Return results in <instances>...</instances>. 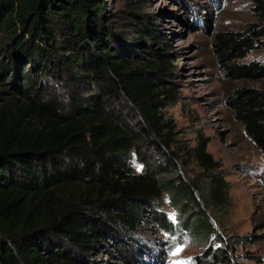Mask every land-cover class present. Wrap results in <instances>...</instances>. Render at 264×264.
Instances as JSON below:
<instances>
[{"label": "trees", "instance_id": "1", "mask_svg": "<svg viewBox=\"0 0 264 264\" xmlns=\"http://www.w3.org/2000/svg\"><path fill=\"white\" fill-rule=\"evenodd\" d=\"M255 2L264 19V4ZM105 13L104 0H0V264H102L94 253L107 242L122 264H138L119 247L144 206L159 205L162 194L171 193L204 239L213 229L200 208L194 212L195 193L217 209L229 203L206 139L192 155L205 184L181 186L147 165L141 173L132 170L130 147L142 163L140 149L148 142L158 138L170 148L163 108L175 103L177 90L165 86L173 83V68L153 19L141 23L150 41L142 62L111 46ZM263 35L251 29L214 36L225 77L264 79V64L236 62ZM63 74L75 84L65 99L43 83ZM118 97L137 110L139 121L131 125L115 113L111 101ZM225 102L264 160V91L240 88ZM167 167L178 176L174 163ZM161 225L174 233L165 219ZM243 240L229 247L218 237L220 247L205 251L209 260L197 264H237L235 246Z\"/></svg>", "mask_w": 264, "mask_h": 264}, {"label": "rangeland", "instance_id": "2", "mask_svg": "<svg viewBox=\"0 0 264 264\" xmlns=\"http://www.w3.org/2000/svg\"><path fill=\"white\" fill-rule=\"evenodd\" d=\"M107 18L104 25L110 31L111 46L122 52H134L146 62L143 53L150 41L142 32L141 23L155 22L159 48L167 50L172 66L173 83L177 92L175 103L163 108L168 122L170 148L161 139L148 142L140 149L145 158L133 147L128 149L131 168L141 173L150 166L161 173L163 180L181 186L205 184L202 172L193 158V150L202 139L207 140V152L219 164L220 172L228 184L229 203L217 209L207 202L204 194L195 193L198 208L208 219L212 235L201 238L195 234L173 195L162 194L159 205L144 206L133 230L122 238V256L132 254L138 264H197L207 262V250L223 244L235 246L237 264H264V160L253 142L245 135L242 124L234 118L226 105V98L240 88L264 91V79L230 80L220 71L213 52V38L217 33L244 34L248 30H264V19L257 14L255 0H104ZM264 4V0H259ZM59 53L58 56H62ZM125 55V54H124ZM72 58V54H68ZM238 64L257 62L264 64V35L254 50ZM62 75V79L43 80L50 93L67 97L75 86ZM89 85L93 81H88ZM4 88L0 82V92ZM111 106L115 113L132 125L139 121L136 109L123 98H115ZM155 144H157L155 146ZM174 163L178 176L171 174L169 164ZM165 221L175 227L169 233L161 225ZM192 224V222H191ZM195 234V236H194ZM228 242V244L226 243ZM177 249H181L177 254ZM95 261L102 264H122L112 242H107L94 253ZM122 257V258H123ZM199 259L197 261L196 259Z\"/></svg>", "mask_w": 264, "mask_h": 264}, {"label": "snow or ice", "instance_id": "3", "mask_svg": "<svg viewBox=\"0 0 264 264\" xmlns=\"http://www.w3.org/2000/svg\"><path fill=\"white\" fill-rule=\"evenodd\" d=\"M179 251H181V249H177L176 250V253H173L174 255L177 254Z\"/></svg>", "mask_w": 264, "mask_h": 264}]
</instances>
